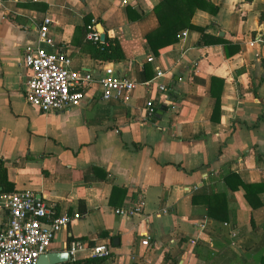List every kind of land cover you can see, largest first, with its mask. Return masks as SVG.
Masks as SVG:
<instances>
[{
  "label": "crops",
  "instance_id": "0c3cea01",
  "mask_svg": "<svg viewBox=\"0 0 264 264\" xmlns=\"http://www.w3.org/2000/svg\"><path fill=\"white\" fill-rule=\"evenodd\" d=\"M157 1L0 0L6 178L12 189L39 195L51 215L79 212L47 249L66 250L69 240H79L83 247L70 259L91 256L90 247L103 243L107 253L100 264H264V190L250 195V203L240 184H264V44L255 40L264 33V0H209L216 14L192 12L191 23L213 20L206 31L238 44L231 57L221 43H202L192 28L153 54L144 35L157 24ZM84 13L118 40L122 59L93 58L74 48L71 35ZM44 15L51 19L46 48L66 51L70 68L96 72L110 65L130 76L134 87L120 98L100 99L93 84L78 104L58 110L27 103L23 85L30 71L22 53L37 44ZM155 68L163 74L152 78ZM211 75L222 78L213 117ZM227 173L234 175L225 179ZM137 192L144 200L139 212H113L132 205ZM215 192L221 197L217 206L209 200L217 214L210 216L207 197ZM6 211L0 203V224ZM146 236L148 245L140 242Z\"/></svg>",
  "mask_w": 264,
  "mask_h": 264
},
{
  "label": "built area",
  "instance_id": "2783aa9c",
  "mask_svg": "<svg viewBox=\"0 0 264 264\" xmlns=\"http://www.w3.org/2000/svg\"><path fill=\"white\" fill-rule=\"evenodd\" d=\"M51 19L44 15L35 31V45H26L22 53V62L29 68V75L23 85V96L27 103L41 111L58 110L74 106L85 96L90 86L99 88L98 98H120L134 87V80L125 73H116L110 65H102L98 71H80L70 68L71 57L66 51L54 52L46 45L52 42L49 25ZM183 30L179 36L183 35ZM86 36L99 40L98 31L91 29ZM264 44V38L257 36ZM151 56L147 60H151ZM163 72L155 68L152 78ZM148 82V81H147ZM156 87L163 90L165 85ZM147 114L152 113V103H145ZM130 189H127L128 195ZM0 203L6 208V215L0 224V264H34L37 256L46 251L56 231L70 219L79 216V212H62L51 215V208L29 189H13L0 193ZM144 204L140 192L136 193L132 205L118 206L113 212L128 217L139 212ZM148 245V236L140 240ZM83 243L69 240L66 250L69 256ZM91 256H103L107 249L103 243L90 247Z\"/></svg>",
  "mask_w": 264,
  "mask_h": 264
},
{
  "label": "trees",
  "instance_id": "16d2710c",
  "mask_svg": "<svg viewBox=\"0 0 264 264\" xmlns=\"http://www.w3.org/2000/svg\"><path fill=\"white\" fill-rule=\"evenodd\" d=\"M199 8L209 12L210 14H216L218 8L215 4L211 3L209 0H158L153 4V12L157 20L156 26L150 31L146 32L144 35L145 42L149 50L156 54L158 48L170 44L176 41L179 37V32L183 28H192L199 31V39L204 44L210 43H221L223 46V52L226 57H231L238 50V44L225 39L220 35L212 34L206 31L210 27H214V21L212 20L209 25L200 26L195 25L190 22V16L194 9ZM126 8V14H128ZM140 14V13H139ZM138 15V14H137ZM258 18L261 20L263 18V12H259ZM98 22V19H92L89 13H84L82 16V22L75 25L71 35V42L76 50L87 53L90 57L117 61L122 59L123 53L121 51L118 40L110 36L104 31L103 40H92L86 36L87 31L94 29L93 25ZM254 35L253 32L250 34ZM264 37V33L261 34ZM218 81V88L215 89L214 83ZM222 78L211 75L210 77V93L214 97V102L212 106V111L210 117H213V113L218 110L219 106V87ZM168 96L165 98L167 99ZM162 107L165 103L160 102ZM233 173H227L225 179L233 176ZM240 182V181H239ZM242 188L244 189V195L250 203H253L250 195L256 194L259 191L264 190V184L262 183H243L240 182ZM0 188L1 191H11L12 184L6 178V169L3 164L2 158H0ZM221 197V193L215 192L207 197V213L210 216H217L211 210L209 200L214 199L216 201L215 206H217V201ZM213 208V207H212ZM219 216V215H218ZM103 260L102 256H83L77 258H71L65 262H60L56 264H100ZM132 264H137L133 262Z\"/></svg>",
  "mask_w": 264,
  "mask_h": 264
},
{
  "label": "water",
  "instance_id": "95a60500",
  "mask_svg": "<svg viewBox=\"0 0 264 264\" xmlns=\"http://www.w3.org/2000/svg\"><path fill=\"white\" fill-rule=\"evenodd\" d=\"M95 30L98 31V38L99 40H103L104 38V31L102 29V26L99 22H96L94 24ZM219 34H221V31H219ZM176 79L177 76H174ZM162 109V105L159 106L158 111L160 112ZM36 196L39 197V195L36 194ZM70 259V256L67 252V250H46L42 253H40L34 264H56L60 262H65Z\"/></svg>",
  "mask_w": 264,
  "mask_h": 264
}]
</instances>
